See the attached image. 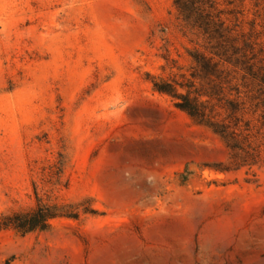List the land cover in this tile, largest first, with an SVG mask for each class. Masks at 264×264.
<instances>
[{
  "label": "rangeland",
  "instance_id": "rangeland-1",
  "mask_svg": "<svg viewBox=\"0 0 264 264\" xmlns=\"http://www.w3.org/2000/svg\"><path fill=\"white\" fill-rule=\"evenodd\" d=\"M216 2L264 64V0ZM202 39L173 0H0V217L79 214L0 229V264H264V145L229 168L221 138L152 85L203 94Z\"/></svg>",
  "mask_w": 264,
  "mask_h": 264
},
{
  "label": "trees",
  "instance_id": "trees-1",
  "mask_svg": "<svg viewBox=\"0 0 264 264\" xmlns=\"http://www.w3.org/2000/svg\"><path fill=\"white\" fill-rule=\"evenodd\" d=\"M185 26L202 36L208 53L194 51L192 58L200 68L193 73L189 88L203 78V100L179 93L171 82L152 79L153 88L176 100V106L193 120L204 124L217 134L229 149V168L238 170L261 161L264 145V64L256 60L262 52L257 48L254 34L235 33L237 25L231 24L228 15L236 19L237 11L221 10L216 0H173ZM242 38L239 43V36ZM258 51V52H257ZM234 69H233V68ZM241 70L238 79L230 71ZM198 76V77H197ZM68 205L38 203L35 207L19 210L0 217V229L11 227L21 234L47 231L51 220L66 216L77 219L73 211L62 214Z\"/></svg>",
  "mask_w": 264,
  "mask_h": 264
}]
</instances>
